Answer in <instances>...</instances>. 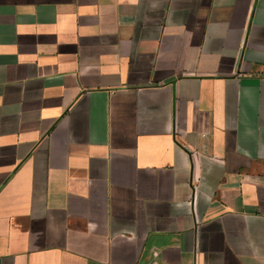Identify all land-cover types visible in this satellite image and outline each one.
Instances as JSON below:
<instances>
[{
    "label": "crops",
    "instance_id": "0c3cea01",
    "mask_svg": "<svg viewBox=\"0 0 264 264\" xmlns=\"http://www.w3.org/2000/svg\"><path fill=\"white\" fill-rule=\"evenodd\" d=\"M0 264H264V0H0Z\"/></svg>",
    "mask_w": 264,
    "mask_h": 264
}]
</instances>
